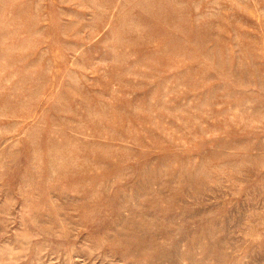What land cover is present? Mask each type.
<instances>
[{"label": "rangeland", "instance_id": "1", "mask_svg": "<svg viewBox=\"0 0 264 264\" xmlns=\"http://www.w3.org/2000/svg\"><path fill=\"white\" fill-rule=\"evenodd\" d=\"M0 264H264V0H0Z\"/></svg>", "mask_w": 264, "mask_h": 264}]
</instances>
